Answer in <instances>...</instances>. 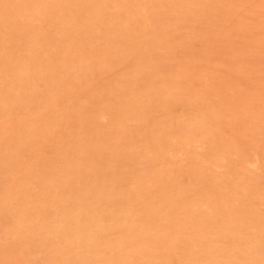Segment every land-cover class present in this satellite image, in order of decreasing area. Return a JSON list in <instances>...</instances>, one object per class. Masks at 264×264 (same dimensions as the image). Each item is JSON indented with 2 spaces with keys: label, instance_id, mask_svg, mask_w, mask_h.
<instances>
[{
  "label": "bare ground",
  "instance_id": "1",
  "mask_svg": "<svg viewBox=\"0 0 264 264\" xmlns=\"http://www.w3.org/2000/svg\"><path fill=\"white\" fill-rule=\"evenodd\" d=\"M242 1L0 0V238L10 241L0 264H264V151L251 139L264 136L263 95L237 85L219 109L201 59L158 64L177 28L217 7L236 13ZM251 46L262 49L259 39ZM114 67L115 81L98 85L96 74ZM231 71L246 72L240 61ZM79 90L90 103L77 108L112 119L80 147L97 150L115 130L128 148L118 165L127 183L106 188L90 166L93 180L42 169L32 180L33 155L16 158L31 124ZM142 158L148 171L136 174Z\"/></svg>",
  "mask_w": 264,
  "mask_h": 264
},
{
  "label": "rangeland",
  "instance_id": "2",
  "mask_svg": "<svg viewBox=\"0 0 264 264\" xmlns=\"http://www.w3.org/2000/svg\"><path fill=\"white\" fill-rule=\"evenodd\" d=\"M225 1L220 0L218 6H222ZM260 1L264 0H243L236 9V13L222 12L219 11L218 7V9H212L210 13L207 11L201 13L195 20H192V27H179L175 30L176 38L173 40L171 47L162 50L164 58L158 64L160 62L168 64L174 61L186 62L201 59L204 67L203 79L205 80L202 87L206 91L210 88H217L219 97L210 100L218 101L220 103L219 109H223L226 105L224 95L231 93L237 85L244 95L259 94L263 95L264 98V27L261 29L257 24L264 18V8L258 6ZM239 19L248 23L243 26V30L236 25ZM178 37H180L179 41H177ZM256 39L261 41L262 49L261 47L260 49L262 52L259 48L251 46L252 40ZM230 48H235L237 51L231 52ZM157 58L155 57V59ZM237 61L243 63L246 72H238L235 76L231 71V66ZM117 71L118 67H114L111 73L96 74L101 75L100 84L98 85L113 83L117 77L115 75ZM64 79L71 83V77L64 76ZM43 89L42 81H36V85L33 87L34 92ZM66 93L62 95L63 97L58 98L56 110L46 109L40 120L31 124L29 139L26 141L25 146L19 151H15L16 158L25 157L29 154L33 155L32 170L30 172L32 180L40 177L37 176L39 169L44 171L43 176L45 177L59 178L60 175L67 174L72 177H79L81 181L93 180L94 174L87 168L90 166L96 170L99 181L106 188L127 183L131 175L118 173V165L127 160L121 157V153L128 150V148L126 143L115 135V130L111 129L114 137L110 138L105 146L97 150L80 147V143L93 139L97 135V130H109H105L111 124L112 119L109 114L104 113L102 119L92 118L94 117V115H91L92 113H89V111L83 112L82 108L76 107L77 104L87 106L90 103V99L85 98L86 95L79 90L76 91L75 98H71L72 94L70 92ZM240 96L234 95L230 99L236 101ZM248 101L254 107L256 101L252 99H248ZM206 102H209V100L204 99L198 104V107L205 109ZM73 105L77 108V111ZM34 106L38 107V104H30L29 108ZM91 106L95 107V110H100V103L95 102ZM23 113L24 110L15 109L11 115L21 116ZM131 126L132 122L129 121L128 127ZM41 131H47L49 135L40 138L38 133ZM227 132L234 133V130L228 128ZM73 139L77 140L79 144H73ZM251 139L264 151L263 135L254 133L251 135ZM83 150H87V153L81 152ZM114 152L120 155L117 160H105ZM77 158L79 159L75 171H71L67 163ZM101 161H103L101 167L95 165L96 162ZM142 161L141 169L136 174L148 171L144 164V161L147 160L142 158ZM258 170L264 179V163ZM225 241L227 240L225 239ZM5 245H10V241L8 239L4 241L0 238V256L7 255Z\"/></svg>",
  "mask_w": 264,
  "mask_h": 264
}]
</instances>
